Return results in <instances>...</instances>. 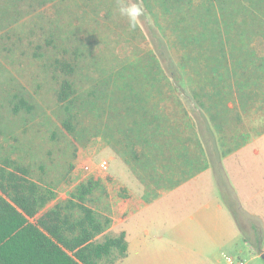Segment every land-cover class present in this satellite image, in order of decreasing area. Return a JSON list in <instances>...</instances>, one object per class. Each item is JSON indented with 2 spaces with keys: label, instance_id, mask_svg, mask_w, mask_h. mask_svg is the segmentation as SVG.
Instances as JSON below:
<instances>
[{
  "label": "rangeland",
  "instance_id": "rangeland-1",
  "mask_svg": "<svg viewBox=\"0 0 264 264\" xmlns=\"http://www.w3.org/2000/svg\"><path fill=\"white\" fill-rule=\"evenodd\" d=\"M130 2L134 29L117 0H0V167L61 200L99 177L112 264H264V0Z\"/></svg>",
  "mask_w": 264,
  "mask_h": 264
},
{
  "label": "trees",
  "instance_id": "trees-1",
  "mask_svg": "<svg viewBox=\"0 0 264 264\" xmlns=\"http://www.w3.org/2000/svg\"><path fill=\"white\" fill-rule=\"evenodd\" d=\"M55 62L53 68L63 74L56 97L64 103L74 93L75 63ZM63 124L73 129L70 119ZM102 187L100 178L92 176L61 200L31 179L26 167H0V264H112L125 257V232L106 234L111 218L90 205Z\"/></svg>",
  "mask_w": 264,
  "mask_h": 264
},
{
  "label": "clouds",
  "instance_id": "clouds-1",
  "mask_svg": "<svg viewBox=\"0 0 264 264\" xmlns=\"http://www.w3.org/2000/svg\"><path fill=\"white\" fill-rule=\"evenodd\" d=\"M119 15L127 18L130 28L137 26L138 18L144 14V9L139 2L131 3L130 0H117Z\"/></svg>",
  "mask_w": 264,
  "mask_h": 264
},
{
  "label": "built area",
  "instance_id": "built-area-1",
  "mask_svg": "<svg viewBox=\"0 0 264 264\" xmlns=\"http://www.w3.org/2000/svg\"><path fill=\"white\" fill-rule=\"evenodd\" d=\"M86 169H88V166L85 167ZM108 168V161L107 160H101L99 163H98V169L100 171H105L106 169ZM228 261L231 263V259L228 258Z\"/></svg>",
  "mask_w": 264,
  "mask_h": 264
},
{
  "label": "crops",
  "instance_id": "crops-1",
  "mask_svg": "<svg viewBox=\"0 0 264 264\" xmlns=\"http://www.w3.org/2000/svg\"><path fill=\"white\" fill-rule=\"evenodd\" d=\"M222 156H223V155H222ZM133 213H134V212H133ZM133 213H132V214H133ZM127 218H128V217H126V219L123 220V221L120 220V222H119V224H118V227H119L118 230H119L120 232H121V231H124V232H125V230L122 229V226H123L124 222L127 220ZM110 228H112V226H111ZM110 228H109V229H110ZM125 234H126V232H125Z\"/></svg>",
  "mask_w": 264,
  "mask_h": 264
},
{
  "label": "water",
  "instance_id": "water-1",
  "mask_svg": "<svg viewBox=\"0 0 264 264\" xmlns=\"http://www.w3.org/2000/svg\"><path fill=\"white\" fill-rule=\"evenodd\" d=\"M263 256H264V254H263Z\"/></svg>",
  "mask_w": 264,
  "mask_h": 264
}]
</instances>
